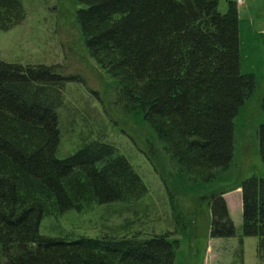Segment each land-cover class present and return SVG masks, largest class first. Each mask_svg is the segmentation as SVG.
I'll use <instances>...</instances> for the list:
<instances>
[{
	"label": "trees",
	"instance_id": "trees-1",
	"mask_svg": "<svg viewBox=\"0 0 264 264\" xmlns=\"http://www.w3.org/2000/svg\"><path fill=\"white\" fill-rule=\"evenodd\" d=\"M77 4L87 48L105 59L122 97L164 140L181 178L227 170L235 116L256 86L255 75L241 71L236 0H228L224 13L219 0ZM25 17L22 0H0V29ZM66 80L56 65L0 59V264H173L171 230L148 237L140 230L76 237L41 233L46 215L132 201L148 191L134 165L110 142L93 138L59 156L58 108ZM257 133L264 162V124ZM238 186L243 234L259 237L257 256L264 261V177L251 176ZM225 192L209 196L214 237L236 234ZM233 264H243L241 246Z\"/></svg>",
	"mask_w": 264,
	"mask_h": 264
},
{
	"label": "rangeland",
	"instance_id": "rangeland-1",
	"mask_svg": "<svg viewBox=\"0 0 264 264\" xmlns=\"http://www.w3.org/2000/svg\"><path fill=\"white\" fill-rule=\"evenodd\" d=\"M242 73H253V94L235 116L234 151L227 170L185 175L166 150L153 125L136 115L120 93V85L87 48L76 21V0H22L26 17L0 29V59L21 64L56 65L67 76L58 108L65 156L93 138L114 144L134 165L148 186L132 201L95 203L86 210L69 209L42 218L40 231L49 236L130 234L137 230H171L173 264H233L241 246L243 264H264L257 256L258 236L243 234L241 181L264 177L257 130L264 124V0H237ZM228 0H219L226 12ZM216 175V176H214ZM213 177V178H212ZM207 178H212L209 181ZM183 180V181H182ZM227 190L225 199L236 226L232 236L211 235L210 194ZM242 240V244H241Z\"/></svg>",
	"mask_w": 264,
	"mask_h": 264
},
{
	"label": "crops",
	"instance_id": "crops-1",
	"mask_svg": "<svg viewBox=\"0 0 264 264\" xmlns=\"http://www.w3.org/2000/svg\"><path fill=\"white\" fill-rule=\"evenodd\" d=\"M240 189V188H239Z\"/></svg>",
	"mask_w": 264,
	"mask_h": 264
}]
</instances>
